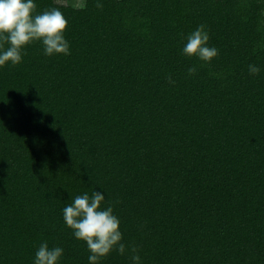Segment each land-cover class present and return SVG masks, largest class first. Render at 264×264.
I'll return each mask as SVG.
<instances>
[{
    "label": "trees",
    "instance_id": "trees-1",
    "mask_svg": "<svg viewBox=\"0 0 264 264\" xmlns=\"http://www.w3.org/2000/svg\"><path fill=\"white\" fill-rule=\"evenodd\" d=\"M73 1L33 13H63L70 55L0 67V264H88L63 209L93 191L126 245L99 264H264V0ZM201 24L210 63L183 55Z\"/></svg>",
    "mask_w": 264,
    "mask_h": 264
},
{
    "label": "clouds",
    "instance_id": "clouds-1",
    "mask_svg": "<svg viewBox=\"0 0 264 264\" xmlns=\"http://www.w3.org/2000/svg\"><path fill=\"white\" fill-rule=\"evenodd\" d=\"M102 9L103 5L97 3ZM36 9L34 0H0V49L4 44L8 47L0 51V67L11 63L13 67L22 61V50L34 42H40L44 55H70L69 44L64 38L68 21L58 8L45 10L33 15ZM209 34L205 25L201 24L187 37L183 55L196 57L204 63H210L218 55V50L208 47ZM196 67L188 69V75L196 73ZM250 75H257L260 68L250 64ZM169 82L172 83L169 77ZM105 195L93 191L76 196L73 202L63 209L65 226L72 231L74 238L86 244L90 253L88 264H99L102 258L112 251L124 255L126 245L122 243V233L119 230V219L113 214V208H102ZM133 264H139L140 256L136 246H129ZM63 248H49L47 242L39 245L33 264H59Z\"/></svg>",
    "mask_w": 264,
    "mask_h": 264
},
{
    "label": "rangeland",
    "instance_id": "rangeland-1",
    "mask_svg": "<svg viewBox=\"0 0 264 264\" xmlns=\"http://www.w3.org/2000/svg\"><path fill=\"white\" fill-rule=\"evenodd\" d=\"M69 4H70V6H72L74 8H82L84 5V0H76V1H73Z\"/></svg>",
    "mask_w": 264,
    "mask_h": 264
}]
</instances>
